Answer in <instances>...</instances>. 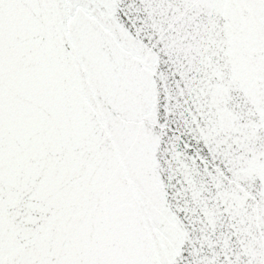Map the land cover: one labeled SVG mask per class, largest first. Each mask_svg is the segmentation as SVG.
I'll list each match as a JSON object with an SVG mask.
<instances>
[{
	"label": "water",
	"instance_id": "1",
	"mask_svg": "<svg viewBox=\"0 0 264 264\" xmlns=\"http://www.w3.org/2000/svg\"><path fill=\"white\" fill-rule=\"evenodd\" d=\"M0 264H264V0H0Z\"/></svg>",
	"mask_w": 264,
	"mask_h": 264
}]
</instances>
